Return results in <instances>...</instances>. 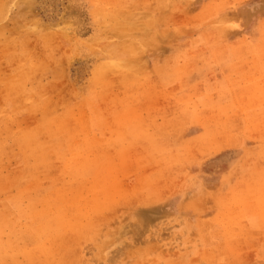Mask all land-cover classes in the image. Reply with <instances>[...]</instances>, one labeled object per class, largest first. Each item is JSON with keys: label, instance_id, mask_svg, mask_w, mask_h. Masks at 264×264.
Returning a JSON list of instances; mask_svg holds the SVG:
<instances>
[{"label": "rangeland", "instance_id": "rangeland-1", "mask_svg": "<svg viewBox=\"0 0 264 264\" xmlns=\"http://www.w3.org/2000/svg\"><path fill=\"white\" fill-rule=\"evenodd\" d=\"M0 264H264V0H0Z\"/></svg>", "mask_w": 264, "mask_h": 264}]
</instances>
